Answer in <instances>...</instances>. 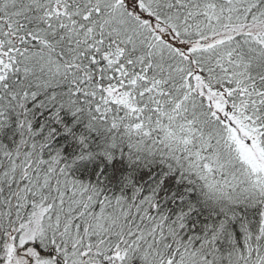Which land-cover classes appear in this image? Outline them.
<instances>
[{
  "label": "snow or ice",
  "instance_id": "snow-or-ice-1",
  "mask_svg": "<svg viewBox=\"0 0 264 264\" xmlns=\"http://www.w3.org/2000/svg\"><path fill=\"white\" fill-rule=\"evenodd\" d=\"M0 264H264V0H0Z\"/></svg>",
  "mask_w": 264,
  "mask_h": 264
}]
</instances>
